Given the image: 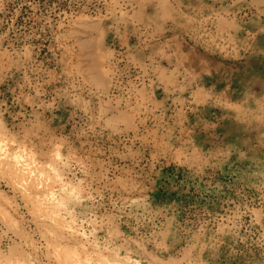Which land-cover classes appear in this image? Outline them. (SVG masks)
Segmentation results:
<instances>
[{
	"label": "rangeland",
	"instance_id": "rangeland-1",
	"mask_svg": "<svg viewBox=\"0 0 264 264\" xmlns=\"http://www.w3.org/2000/svg\"><path fill=\"white\" fill-rule=\"evenodd\" d=\"M0 146V264H264V0H0Z\"/></svg>",
	"mask_w": 264,
	"mask_h": 264
},
{
	"label": "bare ground",
	"instance_id": "bare-ground-1",
	"mask_svg": "<svg viewBox=\"0 0 264 264\" xmlns=\"http://www.w3.org/2000/svg\"><path fill=\"white\" fill-rule=\"evenodd\" d=\"M10 157H11V159H12V160H10V161H11V164H10V162L7 163V162L9 161L8 155L5 154V153H3V151H2V146H0V163H4V164H6V166H9V165L14 166V168H11V169L15 172V174H16L17 176L20 175L19 177H21V179H26V177H27V175H28V172H27V171L30 170V169L28 168V165L25 164V163H23L21 157L18 156V155L13 154V155L10 156ZM12 162H13V163H12ZM26 165H27V166H26ZM57 180H59V179H57ZM60 183L62 184V183H64V182L62 181V182H60ZM65 185H66V183H64V185H61V187L63 188ZM52 208H53V207H52ZM70 226H71V225H70ZM69 253H70V252H69ZM72 253H73V252H72ZM70 254H71V253H70ZM70 256H72V254H71ZM71 259H72V257H71ZM101 259H102V257H101ZM106 262H108V260H107ZM113 262H115V264H122L120 260H115V261H113Z\"/></svg>",
	"mask_w": 264,
	"mask_h": 264
}]
</instances>
